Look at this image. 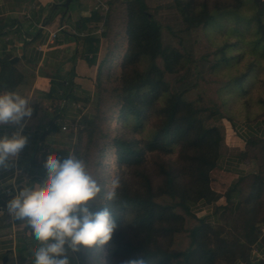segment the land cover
Here are the masks:
<instances>
[{
	"label": "trees",
	"instance_id": "1",
	"mask_svg": "<svg viewBox=\"0 0 264 264\" xmlns=\"http://www.w3.org/2000/svg\"><path fill=\"white\" fill-rule=\"evenodd\" d=\"M137 1L132 0L131 3ZM246 2L251 3L257 11L252 18L242 17L239 14ZM132 5L127 23L130 43L126 63L135 66L145 58L148 59L149 65L147 70L137 71L132 81L124 80L123 110L127 111L126 115L133 116L142 124L151 110L158 111L156 104L161 98L166 97V103L159 110L162 121L148 141L143 143L123 138L113 140L119 164L138 170L136 172L140 177L145 178L146 190L143 187L133 192L126 180L121 181L118 199L111 204L119 228L109 244L103 247L102 258L99 246L93 249L81 246L78 252L81 261L85 264H129L130 261L141 260L143 264H175V262L218 264L219 261L225 260L226 264H235L242 260L244 264H264V261L254 262L250 258L249 249L259 240L262 233L261 224L264 223V139H250L248 150L243 154L245 159L255 158L259 162V170L240 178L234 188L228 187L224 192L229 174L219 167L220 147L223 140L220 130L217 126L205 125L211 115H205L203 110L195 108L194 104L182 95L170 93L164 76L166 73L173 74L178 71L182 56L175 49L163 45L162 27L148 13L147 6L143 2L137 5L134 3L133 7ZM228 5L229 7H217L215 13L206 8L201 13V18L188 17L194 14L190 3H181L179 6L186 10L184 18H188L195 28L200 25L204 27L216 25L218 29H222L227 17L225 10L237 11L238 13H233L236 19L235 27L230 25V29L225 31L226 34L229 33L228 36L235 35L237 43L232 45L233 47L227 46L221 49L223 61L228 60L224 57L227 50L231 48L238 50L245 45L251 48V52L259 62L263 61L264 0H234V2L230 0ZM102 19L99 12L91 11L90 14L80 17L78 30L83 31L92 23ZM255 23L257 34L251 35L254 38L252 41H249V38L246 41L245 37L250 36V26ZM99 44L100 37L95 35L86 37L81 43V56L90 66L97 64ZM12 58L13 55L7 54L0 60V91L15 90L21 84L31 85L35 80L33 71L20 70L17 62H11ZM159 58L164 62V70H161L156 63ZM107 60L108 58H105L98 64L99 70L106 65ZM259 69L257 65L252 66L241 77H237L232 82L230 93H238L241 97L247 96L245 79L250 75L257 76ZM54 88L57 92L62 90L64 98L71 97L77 102L72 93V83L65 87L57 83ZM259 105L264 106L263 96L259 99ZM63 111L64 108L55 115L53 126L65 118L61 116ZM80 124L82 125L81 140L85 137L88 143L85 141L84 146L78 145L74 155L87 161L93 147L100 146L98 141L104 131L97 124V117L94 119L84 115L80 119ZM53 128L57 129V127ZM177 147L181 148L183 159L191 160L190 184L183 183L185 175L182 171L179 173L175 171L173 167L176 165L170 163L161 166L164 179L158 186H154L152 179L145 176L147 174H142V171L141 174L139 173V169L146 164L148 154L158 152L171 155ZM97 151L100 157L106 152L104 148ZM166 196L173 202L157 201L158 198ZM221 198H225L227 203L225 206L216 207L215 211L228 212L230 216L245 222L241 235L245 240L241 242L239 237L238 245L235 247L224 237L221 239L222 245H212L209 233L213 230L212 226L206 219L197 217L190 207L191 203L198 204L201 201L212 206ZM98 210L93 208V211ZM124 216H127L126 224L123 220ZM187 218L196 221L192 228L186 227ZM187 238L188 246L184 250L177 251L178 245ZM231 247L233 249H230ZM92 258L93 261H90Z\"/></svg>",
	"mask_w": 264,
	"mask_h": 264
},
{
	"label": "rangeland",
	"instance_id": "2",
	"mask_svg": "<svg viewBox=\"0 0 264 264\" xmlns=\"http://www.w3.org/2000/svg\"><path fill=\"white\" fill-rule=\"evenodd\" d=\"M131 1L89 0V3H93L90 12L97 11L103 18L86 27L82 33L85 37L90 35L100 37L99 53L95 65L96 76L87 86L79 84L75 95H73L77 99L79 111L84 113L82 116L94 119L97 117V124L104 131L98 141L100 146L93 147L87 159L90 168L99 176L102 183L106 182L110 174H115L120 177L121 181L126 180L133 189L131 191L134 192L137 189H143V187L145 189V178L140 177L136 172L138 170H134L133 167H123L121 163V165L119 164L116 157V146L112 142L115 138L143 143L148 141L162 121L159 110L166 103V97L158 101L156 104V107L159 108L158 111L151 110L142 124L136 121L133 116L126 115L127 111L123 110L122 87L123 83L125 84L124 80L132 81L137 71H145L149 65L148 59L145 58L135 66L126 63L130 43L127 23L131 5L133 4V7L134 3L137 5L139 2H143L147 6L148 13L162 27L163 45L175 49L182 56L178 71L173 74L166 73L164 79L169 85L170 93L182 95L187 101L192 102L195 108L203 110L205 115H211L207 118L205 125L219 128L223 139L220 147L221 156L225 138L229 134L231 135L235 123L245 120H264V106L259 105L260 97H264V59L259 62L251 52V48L245 45L238 50L233 48L227 50L224 57L228 60L223 61L221 49L227 46L233 47L232 45L237 43L235 35L228 36L229 33H225L230 29V25L235 27L236 19L233 13H238L237 11L225 10L227 17L222 29H218L216 25L209 27L200 25L195 28L188 18H184L186 10L179 6L181 3H190L194 14L188 17L201 18V13L206 8L215 13L217 7H229L230 0H138L133 3ZM71 4L74 6L76 0ZM255 13L257 11L252 4L246 2L239 14L242 17L252 18ZM262 15L264 19V12ZM250 27V36L245 37L246 41L248 38L249 41H252L254 38L251 35L257 34L256 23ZM235 57L238 59H234ZM105 58H108L107 63L99 70L98 64ZM156 63L161 70H164V62L161 58ZM255 65L260 68L259 74L257 76L250 75L245 79L248 95L241 97L238 93H230L232 82ZM256 78L257 80H255ZM254 82H256L255 85L252 84ZM73 129L75 128L73 127ZM81 130L82 125L80 124L78 129L72 133L76 138L75 143L71 144V148L68 150L69 154L74 155L78 145L84 146L85 141L88 143V139L85 137L81 140ZM95 139L96 142L97 138L95 137ZM100 148L106 150L103 157H100L97 151ZM169 163L176 165L173 167L175 171L178 173L182 171V174L185 175L183 183L190 184L191 160L182 158L180 147L175 148L171 155H163L158 152L148 154L146 164L139 169V173L141 174L142 171V174H147L145 176L152 179L154 186H158L164 179L161 166ZM157 201L173 202L167 196L158 198ZM196 205L197 203H191L190 207L192 212L201 218L196 213ZM215 210L216 208L209 216L212 220L209 224L213 229L209 231L212 245H222L223 237L233 247L238 245L239 237L241 238L239 241H244L245 239L241 236L244 220H237L228 212H216ZM204 219H207V216ZM187 220V228H192L196 223L193 219L187 218ZM188 244L189 239L187 238L186 241L178 245L177 251L184 250ZM99 249L102 252H100L102 258L104 251L101 247ZM249 249L251 258L253 246H250ZM90 261H93V258ZM237 262L245 263L242 260ZM226 263L225 260H221L218 264ZM175 264L177 263L175 262Z\"/></svg>",
	"mask_w": 264,
	"mask_h": 264
},
{
	"label": "crops",
	"instance_id": "3",
	"mask_svg": "<svg viewBox=\"0 0 264 264\" xmlns=\"http://www.w3.org/2000/svg\"><path fill=\"white\" fill-rule=\"evenodd\" d=\"M65 1L0 0V60L11 54L13 58L18 57L20 70L29 69L35 74L31 85L21 84L15 89L33 100V116L24 131L29 143L15 159L14 167L0 169V183L5 185L0 188V211H3L0 214V264H29L31 250L36 247L30 229L8 216L7 204L12 199L8 192L15 193L24 177L40 182L45 175L43 163L50 153L67 157L71 144L75 143L76 137L72 133L78 129L84 114L73 98H64L60 88L59 92L55 90V84L61 83L65 87L72 83L75 95L79 84L87 86L96 76V66H90L81 56V43L86 37L82 35L85 30H78L80 17L90 13L93 3L76 0V4H70L66 11ZM53 33H56L55 38ZM62 108L61 116L65 118L53 126L55 115ZM64 126L66 130L62 129ZM233 126L231 135L225 138L219 160L221 170L229 174L224 192L228 187L234 188L240 178L259 170V162L253 157L245 159L243 154L248 150L250 139H264L263 119L245 120ZM15 130L13 126L5 125L0 128V137L11 136ZM9 179H15L16 185L7 184ZM226 203L225 198L219 199L212 204V212ZM212 212L206 219L208 223L212 221L209 217ZM261 228V236L251 254L254 262L264 261V223ZM68 258L70 264H85L78 253L70 250Z\"/></svg>",
	"mask_w": 264,
	"mask_h": 264
},
{
	"label": "clouds",
	"instance_id": "4",
	"mask_svg": "<svg viewBox=\"0 0 264 264\" xmlns=\"http://www.w3.org/2000/svg\"><path fill=\"white\" fill-rule=\"evenodd\" d=\"M32 101L16 90L0 91V128L11 125L16 129L11 136L0 137V169L14 167L29 143L24 131L33 116ZM43 168L45 175L40 182L24 177L15 193L8 192L12 197L7 204L8 216L26 225L36 241L29 264H70L69 250L78 253L81 246L93 249L108 245L119 228L111 204L118 199L120 177L110 174L102 183L89 163L73 154L62 157L50 153ZM6 183L14 186L16 180ZM4 187L0 183V188ZM123 220L126 224L127 216Z\"/></svg>",
	"mask_w": 264,
	"mask_h": 264
},
{
	"label": "built area",
	"instance_id": "5",
	"mask_svg": "<svg viewBox=\"0 0 264 264\" xmlns=\"http://www.w3.org/2000/svg\"><path fill=\"white\" fill-rule=\"evenodd\" d=\"M60 29H62V28H60ZM59 29V30H60ZM52 37L53 38H55L56 37V33H53L52 34ZM75 107H77V106H75ZM63 130H66L67 129V127L66 126H64L63 128H62ZM212 210H213V207L211 206V205H209V204H207V203H204V202H199L197 205H196V213H197V215L199 216H201V218H204V217H208V215L212 212ZM205 215V216H204ZM204 216V217H203Z\"/></svg>",
	"mask_w": 264,
	"mask_h": 264
},
{
	"label": "water",
	"instance_id": "6",
	"mask_svg": "<svg viewBox=\"0 0 264 264\" xmlns=\"http://www.w3.org/2000/svg\"><path fill=\"white\" fill-rule=\"evenodd\" d=\"M73 2V0H66L65 1V3L63 4V6H64V8L66 9V11L68 10V8H69V6H70V4ZM18 61V57H14V58H12L11 59V62L12 63H15V62H17ZM4 263H6L7 262V257H5L4 258Z\"/></svg>",
	"mask_w": 264,
	"mask_h": 264
}]
</instances>
